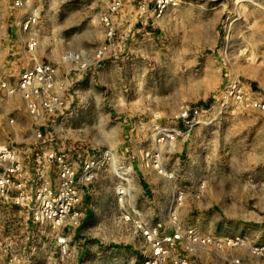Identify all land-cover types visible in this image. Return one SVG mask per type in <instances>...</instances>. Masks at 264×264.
Listing matches in <instances>:
<instances>
[{"label":"rangeland","instance_id":"rangeland-1","mask_svg":"<svg viewBox=\"0 0 264 264\" xmlns=\"http://www.w3.org/2000/svg\"><path fill=\"white\" fill-rule=\"evenodd\" d=\"M15 1L0 0V148L27 156L28 148L42 146L24 99L7 88H16L26 69L50 63L69 84L68 109L57 119L53 146L92 154L111 150L117 168H130L131 190L124 207L116 193L120 180L108 166L98 171L64 258L55 241L19 224L22 213L0 201V264H142L143 242L125 217L139 211L148 224L169 226L181 188L190 193L180 210L183 226L219 237L245 234L242 227H249V236L262 241L249 244H264V207L253 203L249 185L253 171L264 169L250 157L258 130L250 122L264 121L258 112L230 110L180 141L178 153L167 150L174 179L156 176L147 163L152 124L173 118L183 103L211 101L227 75L264 99V0H190L147 28L135 19L136 1L124 0V37L103 60L98 52L105 29L98 17L112 0H29L43 10L34 50ZM231 258L264 264L248 248L200 251L191 259L229 264Z\"/></svg>","mask_w":264,"mask_h":264},{"label":"built area","instance_id":"built-area-1","mask_svg":"<svg viewBox=\"0 0 264 264\" xmlns=\"http://www.w3.org/2000/svg\"><path fill=\"white\" fill-rule=\"evenodd\" d=\"M135 19L147 28L160 21L169 10L190 0H135ZM14 9L24 13L20 25L32 37L30 50L39 45L36 28L42 14L40 6L29 0H16ZM124 0H112L99 14V22L105 29V41L98 58L120 47L126 27ZM226 82L216 91L212 100L201 104L180 105L173 118L155 121L151 128L152 151L147 163L156 176L174 179L169 172L167 150L178 153L180 141L188 139L198 127H209L222 119L230 110L264 112V99L239 77L227 75ZM5 88L7 86H4ZM10 93L19 92L32 118L34 136L42 140L39 148H28L27 156L15 147L0 148V201L12 204L22 213L19 224L38 229L56 242L62 258L68 256L69 233L78 228L84 219L86 192L98 177V171L109 167L119 180L116 189L120 203L131 190L130 168H117L111 150L99 154L77 148H55L54 130L57 119L68 109L66 92L68 82L61 81L57 70L50 63H37L19 76L17 87L7 88ZM45 130L46 133H43ZM51 130V131H49ZM49 145H46V144ZM57 144V143H56ZM205 184L197 198L203 195ZM190 193L187 188L177 191L169 213L170 224L150 225L139 211L125 217L143 242L142 264H192V257L200 251H234L248 248L255 258L264 261V244L250 245L244 236L219 237L205 235L194 226H183L180 210ZM229 264H247L241 258H231Z\"/></svg>","mask_w":264,"mask_h":264},{"label":"crops","instance_id":"crops-1","mask_svg":"<svg viewBox=\"0 0 264 264\" xmlns=\"http://www.w3.org/2000/svg\"><path fill=\"white\" fill-rule=\"evenodd\" d=\"M258 118L264 119V112L256 111ZM257 121L251 120V124L253 125V130L257 128L258 130L253 131V138L251 139V160L253 162H257L258 166H264V121L262 123L256 124ZM260 136V137H259ZM257 166V165H256ZM251 187V198L253 203H255L256 207L262 208L264 207V200L261 198L260 194L264 193V169H257L254 170L252 173V183L249 184ZM243 233L245 234H238L240 236H244L247 240L251 239L250 242L252 243H259L262 241L254 240L251 236H249V227H242Z\"/></svg>","mask_w":264,"mask_h":264}]
</instances>
